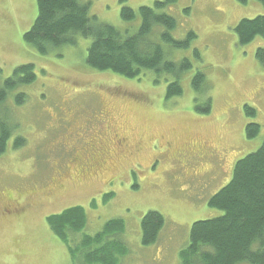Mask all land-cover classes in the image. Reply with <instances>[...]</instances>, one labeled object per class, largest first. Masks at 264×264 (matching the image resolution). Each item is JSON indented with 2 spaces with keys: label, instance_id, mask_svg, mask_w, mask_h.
Here are the masks:
<instances>
[{
  "label": "rangeland",
  "instance_id": "obj_1",
  "mask_svg": "<svg viewBox=\"0 0 264 264\" xmlns=\"http://www.w3.org/2000/svg\"><path fill=\"white\" fill-rule=\"evenodd\" d=\"M80 1L116 28L139 29V15L131 21L120 17L121 0ZM156 1L125 0V5L138 12ZM161 10L176 18V39L189 31L197 35L189 48L163 44L170 60L192 62L179 79L184 93L173 98L166 97L173 75L164 73L156 82L151 71L129 80L90 67L88 37L78 35L74 45L38 53L24 40L39 12L37 0H0V85L20 64H34L37 75L31 84L10 89L2 104L14 131L0 155V264H72L66 243L47 223L50 214L70 206L83 205L87 215L81 232L69 231L71 245L102 230L106 221L123 219L120 238L127 252L118 264H180L193 222L223 214L209 207L211 195L231 180L238 159L264 143V65L255 54L264 47V36L242 45L234 31L240 19L264 14V6L258 0H178ZM197 71L205 74L213 101L207 115L194 107ZM21 93L26 99L18 105ZM245 104L256 115L248 117ZM100 111L107 114L105 176L115 177L108 182L102 173L84 177L67 171L70 156L105 124ZM252 122L261 132L248 139L245 127ZM114 131L127 136L128 145L120 148ZM17 137L24 139L22 146H15ZM106 194L112 197L104 202ZM29 198L43 205L26 213L5 211L6 203ZM148 210L160 211L165 224L158 240L145 246L140 222Z\"/></svg>",
  "mask_w": 264,
  "mask_h": 264
},
{
  "label": "trees",
  "instance_id": "obj_2",
  "mask_svg": "<svg viewBox=\"0 0 264 264\" xmlns=\"http://www.w3.org/2000/svg\"><path fill=\"white\" fill-rule=\"evenodd\" d=\"M177 1L159 0L154 6H141L137 12L121 0L120 17L123 21L134 20L137 15L141 17L138 31L130 33L102 21L95 14L91 15L88 2L37 0L39 12L24 34V40L38 53L48 54L52 49L76 44L78 35L88 37L91 42L85 60L93 69L110 71L129 80H140L154 71L156 82H161L159 79L164 73L170 74L174 80L167 84L166 97L181 96L184 90L179 79L191 69L192 62L188 58L179 62L170 60L163 44L178 49L189 48L197 35L194 31H189L183 39L172 35L177 26L176 18L161 9ZM239 1L247 3V0ZM258 1L264 6V0ZM156 26L163 27L161 32L158 29L155 31ZM234 31L238 43L242 45L264 36V14L240 19ZM195 54H199L197 50ZM255 54L264 65V47H259ZM36 78L34 64H20L0 85V155L7 149L14 131L10 116L4 115L2 104L10 89L31 84ZM205 83V74L197 71L192 77V86L196 91L194 107L196 112L207 115L211 112L213 101L207 95ZM15 98L18 105L26 99L24 93ZM244 109L248 117L257 113L253 106L247 104ZM260 129L259 123H248L246 137L253 139L261 132ZM15 141V146L24 144V139L20 137ZM106 171L105 168L102 178L108 177L105 176ZM232 175L231 180L208 201L209 207L219 209L223 214L193 222L188 245L179 253L180 264H264V143L238 159ZM111 197V194H106L103 201ZM94 202L93 199L91 207L96 205ZM164 221L160 211H147L140 222L143 245L148 246L158 240ZM86 222L83 205L70 206L47 217L48 226L69 248L72 264H118L120 257L127 252L120 238L125 231L123 219H110L104 223L102 230L93 235H83L80 243L71 245L69 231L81 232Z\"/></svg>",
  "mask_w": 264,
  "mask_h": 264
},
{
  "label": "flooded vegetation",
  "instance_id": "obj_3",
  "mask_svg": "<svg viewBox=\"0 0 264 264\" xmlns=\"http://www.w3.org/2000/svg\"><path fill=\"white\" fill-rule=\"evenodd\" d=\"M99 116H105V124L102 126L100 123L99 125H97L99 127V131L96 135V137L93 135V139L90 138L89 141L84 139V146L82 147V149H76L77 151H75L71 156L70 159L68 160V166H67V171L68 170H73L76 169L77 173L82 176H90L92 174H96L98 175L99 173H103L105 171L106 166L103 165V161H105V156L107 155L106 151L102 150V146H106L105 141H106V135L104 134V128L107 127V114L105 112H101L100 111V115ZM81 134H78V136H80ZM112 138L115 140V142L118 143L119 147H125L126 145H128V137L127 136H123L120 135L119 132H112L111 133ZM111 138V139H112ZM78 139H80L78 137ZM112 139V141H113ZM83 140V138H82ZM86 141V142H85ZM86 158V159H85ZM105 178V177H103ZM112 178H115L112 176H108L105 178V181H111ZM64 185H61L60 188H63ZM37 204L39 205H43V203L39 202V203H34V201L32 200V198L28 199V201H26V203H17L14 202L13 200L10 203H6L5 204V211L6 212H10V211H21L23 213H26L27 209L29 208H33L36 209L37 208ZM3 210V212H5ZM16 211V212H17Z\"/></svg>",
  "mask_w": 264,
  "mask_h": 264
}]
</instances>
